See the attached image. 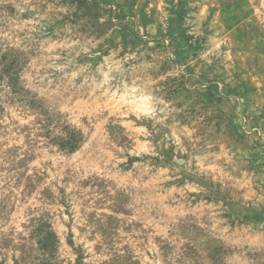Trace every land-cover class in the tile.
<instances>
[{
	"label": "rangeland",
	"instance_id": "obj_1",
	"mask_svg": "<svg viewBox=\"0 0 264 264\" xmlns=\"http://www.w3.org/2000/svg\"><path fill=\"white\" fill-rule=\"evenodd\" d=\"M0 264H264V0H0Z\"/></svg>",
	"mask_w": 264,
	"mask_h": 264
},
{
	"label": "trees",
	"instance_id": "obj_2",
	"mask_svg": "<svg viewBox=\"0 0 264 264\" xmlns=\"http://www.w3.org/2000/svg\"><path fill=\"white\" fill-rule=\"evenodd\" d=\"M63 137H58L53 141V144L57 145L60 149H63L68 152L75 151L80 144L82 137L80 133L69 130L68 128L63 129ZM47 236L51 234L46 233ZM46 239H50L53 237H45Z\"/></svg>",
	"mask_w": 264,
	"mask_h": 264
}]
</instances>
